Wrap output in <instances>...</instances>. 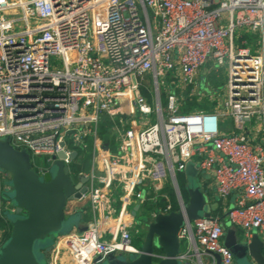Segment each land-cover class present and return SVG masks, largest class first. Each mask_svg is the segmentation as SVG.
Returning a JSON list of instances; mask_svg holds the SVG:
<instances>
[{"label":"built area","instance_id":"2783aa9c","mask_svg":"<svg viewBox=\"0 0 264 264\" xmlns=\"http://www.w3.org/2000/svg\"><path fill=\"white\" fill-rule=\"evenodd\" d=\"M207 64L226 66L224 99L182 111L204 99L197 79ZM1 138L26 150L40 176L55 160L70 173L78 151L91 154L76 174L87 190L72 199L73 214L89 215L85 229L59 235L48 264L63 250L75 264L139 254L133 238L144 230L130 218L159 198L166 206L150 218L174 211L166 187L182 209L177 173L189 161L211 176L242 240L264 239V0H0ZM9 178L0 170V194ZM10 206L0 198V214ZM221 219L185 220L180 264H216L208 252L233 264Z\"/></svg>","mask_w":264,"mask_h":264},{"label":"water","instance_id":"95a60500","mask_svg":"<svg viewBox=\"0 0 264 264\" xmlns=\"http://www.w3.org/2000/svg\"><path fill=\"white\" fill-rule=\"evenodd\" d=\"M75 156L76 152H73L70 157ZM0 170L10 175L11 194L6 200L14 207L7 216L5 210L2 211L11 229L8 238L0 245V264H48L49 252L55 247L57 237L68 233L64 232L67 222H74V226L79 223L80 214L76 212L67 218L65 208L67 201L79 198L87 190V177L79 175L77 180L74 179L61 160H55L40 176L31 167L29 153L15 149L8 138L0 139ZM183 173L191 180L196 178L197 165L189 161ZM186 191L187 202L182 209L158 213L145 224L139 254L126 259L110 254L97 264H180L177 259L179 229L185 220L209 217L213 203L200 182H191ZM136 209L137 206L133 208V214ZM223 226V244L231 251L236 264H264L263 238L254 233L246 242L229 222H224ZM208 254L215 258L216 264H222L218 253Z\"/></svg>","mask_w":264,"mask_h":264},{"label":"rangeland","instance_id":"374dc122","mask_svg":"<svg viewBox=\"0 0 264 264\" xmlns=\"http://www.w3.org/2000/svg\"><path fill=\"white\" fill-rule=\"evenodd\" d=\"M244 37L247 38L248 41H250V42H255L256 38H257L256 35H252V34L251 35L246 34ZM197 82L199 84L198 89L205 93L204 99L197 100L196 98H190V99L185 100V102H183L184 105L181 108L182 111H190V110H194L197 108L209 109L208 107L213 105L214 102H216L217 100H218V102H221V100L224 99V97H225V83H226V66L225 65H223V66H218V65L212 66L211 64L205 65L204 67H202V69L198 75ZM170 90L172 91L171 87H170ZM212 95L214 96L213 101H211V99H209V96H212ZM163 96H164V94H163ZM183 100H184V98H183ZM162 102H163V104H165V98L164 97L162 99ZM151 104H152V102H151ZM151 120L154 121L153 118ZM98 138L102 141V143L107 144V146L108 145L111 146L113 143V130L109 129L105 133L100 134L99 128H98ZM86 154H88L85 158L86 161L85 160L83 161L82 158L79 157L76 160L74 159V161L72 162V164L70 166V173H71L72 177L76 180H77L76 174L79 170V169H77L78 165L83 163L85 165L84 169H87L88 167H90L91 154L89 152ZM47 167H49V169L51 168V166H49V165H47ZM177 180H178V184H179L181 193L183 195V198L187 202L186 188L189 186V184H191V182L193 184H198L200 180H199L198 176L191 180L183 172L177 173ZM4 184L9 185V179H5ZM10 194H11V189H5V188L2 191V193L0 194V198L2 199L4 205H5V202L7 201L6 197ZM169 194H170V198H171L172 203H175L176 199H175L173 190L171 188H170ZM214 199H215V201H213L211 209L214 206L216 208V206L218 204L217 201L219 200V197L216 195ZM233 200H234V196H231L228 200L229 206L232 205ZM10 204L12 206L11 201H10ZM72 204H73L72 202H69L68 206L70 207ZM11 206L7 207L6 209L2 208V210H5L6 216L11 214V212H12ZM68 210H69L68 207H66L65 211H68ZM5 215H3V216H5ZM71 215L72 214L66 213L67 218H69ZM88 218H89V215H88ZM130 219L133 222H135V224L137 226L142 227V229L144 231L146 230L145 224L151 220V218L149 216V212L146 211L144 209V207L141 208L140 212H137L136 216H132ZM223 219L226 222H228V219L226 216H224ZM74 225H75L74 222L73 223L67 222V225L64 228V232H70L72 230V228L74 227ZM144 231H142L139 234H134L133 244L139 248L141 247L143 239H144V235H145ZM38 251L40 254L41 253L40 250H38ZM40 256L42 259H45V256H43L42 254ZM135 256H136L135 254H129V255L121 254V255H118V258H125L126 259V258H132ZM234 263H235V261H233V264Z\"/></svg>","mask_w":264,"mask_h":264},{"label":"trees","instance_id":"16d2710c","mask_svg":"<svg viewBox=\"0 0 264 264\" xmlns=\"http://www.w3.org/2000/svg\"><path fill=\"white\" fill-rule=\"evenodd\" d=\"M99 133L100 134H103L105 133L106 131H108L110 129V127L112 126V122L106 118L102 119V121L100 122L99 124ZM88 154L86 153H82L80 151H78V155L76 157V159H78L79 157L82 158V160L86 161V156ZM75 159V160H76ZM84 164L81 163L80 165L77 166V169H79L78 171H81V170H86L84 169ZM199 180H200V177L201 175L198 174L197 175ZM178 181V180H177ZM200 182V181H199ZM179 185V184H178ZM203 187V186H202ZM180 188V187H179ZM204 188V187H203ZM168 194H169V191H170V187H166V189ZM205 190V189H204ZM181 191V190H180ZM182 194V193H181ZM183 196V195H182ZM186 198H187V191H186ZM169 199H170V202H171V210H174V211H177L178 210V204L177 202L175 203H172L171 201V198H170V194H169ZM184 199V198H183ZM186 202V200H184ZM219 201V204L221 205L220 203V199L218 200ZM166 200L163 199V198H159L158 201L156 203H153L151 201H146L145 204H144V209L148 212L150 211H153V210H156L157 208H164L166 206ZM219 213V216L221 217V212H211V215L212 216H218L217 214ZM3 215V214H2ZM6 219V220H5ZM0 217V225L2 226L4 232H3V236H2V243L8 238L9 236V233H10V229H11V225L9 223V220L5 217ZM88 220V214H81L80 215V220L79 222H86Z\"/></svg>","mask_w":264,"mask_h":264},{"label":"crops","instance_id":"0c3cea01","mask_svg":"<svg viewBox=\"0 0 264 264\" xmlns=\"http://www.w3.org/2000/svg\"><path fill=\"white\" fill-rule=\"evenodd\" d=\"M200 184H201V186L204 187V189H205L206 193L208 194L210 200L215 201L214 198L216 196V192H215L214 182H213L211 176L209 174L201 175ZM69 202H72L73 204L70 207L67 205L69 210L65 211V212L67 214H73V212L75 211L74 209H77L80 206V203L76 202L74 200H71ZM217 203L218 204H217L216 208L214 206L211 209V212H221L222 213L221 214V218H222L221 222L224 223V222H226L223 219L224 218L223 216H225L226 206L223 204V202L221 200H220L221 205L219 204V201H217ZM217 215L219 216V213ZM0 217H4V219H5V216H3L2 214H0ZM83 225H84V222H79L78 225H76V226H74L72 228V230L74 228H79V229L83 228ZM0 229L3 230L1 225H0ZM203 260L206 261V262H209V257L208 256H203ZM53 263L54 264H75V262L71 258V254L68 251H66V250L60 251V252H58V255L53 256Z\"/></svg>","mask_w":264,"mask_h":264}]
</instances>
